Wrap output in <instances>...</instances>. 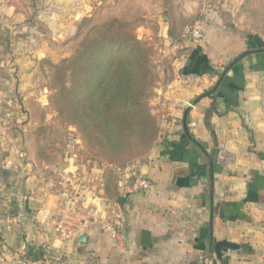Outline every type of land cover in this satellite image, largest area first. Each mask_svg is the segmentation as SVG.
<instances>
[{"label": "crops", "instance_id": "0c3cea01", "mask_svg": "<svg viewBox=\"0 0 264 264\" xmlns=\"http://www.w3.org/2000/svg\"><path fill=\"white\" fill-rule=\"evenodd\" d=\"M47 2L56 8L47 10L48 22L56 31L72 30L73 23L86 15V6L79 0ZM229 44L222 36V63L227 60L226 52L233 50ZM193 54L174 61L172 73L158 75L153 90L158 141L143 162L129 165L117 175L119 197H124L117 227L122 238L112 239L105 228L116 221L110 209L115 201L104 198L103 170L94 161L74 151L65 153L62 184L79 195L72 201L49 200L39 193L36 182L35 166L42 159L28 151L24 185L28 198L13 202L15 217L7 219L6 238L0 231L4 239L0 264H88L79 259L85 252L94 259L89 264H264V156H257L258 152L264 155V53L245 57L216 81L205 73L210 67L208 53L205 57ZM211 95L219 113L211 118L216 146L203 124ZM199 96L202 98L194 103ZM200 148L211 159L214 151L212 201L210 167ZM136 176L147 178L150 188L123 195L121 184ZM79 202L90 209V219L77 213L79 208L72 216L71 204ZM72 225L84 231L77 232ZM61 231L68 232L72 242L80 234H85L87 241L74 248L65 242ZM143 231L152 241L145 251L139 244ZM210 238L230 245L222 249L220 258L213 252L206 260ZM27 245L42 247L55 262L45 256L38 262L24 259Z\"/></svg>", "mask_w": 264, "mask_h": 264}, {"label": "rangeland", "instance_id": "374dc122", "mask_svg": "<svg viewBox=\"0 0 264 264\" xmlns=\"http://www.w3.org/2000/svg\"><path fill=\"white\" fill-rule=\"evenodd\" d=\"M79 1L85 4L86 15L73 23L72 30L69 27V31L63 33L64 28L56 31L48 22L47 10L56 8L47 0H0V23L3 25L0 29V231L4 236L7 219L15 217L13 202L28 198L24 188L28 151L42 159L36 160L39 164L35 166L36 182L40 184L39 193H45L49 200L72 201L79 195L71 186L62 184L65 153L74 151L83 159L96 163L76 129L59 120L53 104L52 66L73 54L76 32L83 19L93 23L111 18L132 22L137 38L153 49L157 77L162 72L172 73L174 61H182V58L199 52L202 57L208 53L210 67L205 73L216 77V81L233 59L246 51L264 48V0ZM171 23L176 25L178 34L169 31ZM195 23L202 33V38L197 41L187 32ZM11 26L20 29L19 32H12ZM222 36L230 42L229 50L231 45L233 48L231 53L226 52L227 60L223 63ZM153 98L154 93L150 101L154 109ZM77 139L79 141L75 142ZM137 162L133 160L129 165ZM99 163H96L98 168L104 170V162L99 160ZM72 177L70 179L74 181L76 176ZM71 206L73 217L78 208L77 213H82L85 219L92 217L88 214L90 209L80 202ZM72 226L77 232L84 231V228ZM2 242L4 239L0 238ZM65 242L74 248L85 245L72 242L71 238ZM44 256L55 262L51 253L45 252ZM91 258L88 252L79 256L80 262L88 264L93 262Z\"/></svg>", "mask_w": 264, "mask_h": 264}, {"label": "trees", "instance_id": "16d2710c", "mask_svg": "<svg viewBox=\"0 0 264 264\" xmlns=\"http://www.w3.org/2000/svg\"><path fill=\"white\" fill-rule=\"evenodd\" d=\"M169 31L178 34L174 23ZM76 38L73 54L52 66L53 104L62 124L76 129L91 158L97 164L104 162V198L116 201L115 170L133 160L143 162L160 135L159 120L150 104L158 81L153 49L137 38L132 22L115 18L98 23L83 19ZM255 50L264 53L262 47ZM211 97L203 124L216 146L211 118L219 113ZM190 140L194 142L192 136ZM211 154L213 160L214 151ZM257 156L264 155L258 152ZM210 242L214 252L218 242L213 238ZM44 253L42 247L27 245L23 258L38 262Z\"/></svg>", "mask_w": 264, "mask_h": 264}, {"label": "built area", "instance_id": "2783aa9c", "mask_svg": "<svg viewBox=\"0 0 264 264\" xmlns=\"http://www.w3.org/2000/svg\"><path fill=\"white\" fill-rule=\"evenodd\" d=\"M187 32L193 38L194 41H197L202 38L201 28L198 23H195L190 29H187ZM120 171H116L118 174ZM121 193L125 194H135V193H143L146 192L150 188V181L143 176H136L131 181H126L120 186ZM111 214L114 216L115 222H109L106 224V230L109 232L110 236L114 240H119L122 237V234L117 229L118 221L121 219L120 208L117 202H113L111 205ZM62 237L64 239H68L69 233L65 231H61Z\"/></svg>", "mask_w": 264, "mask_h": 264}, {"label": "water", "instance_id": "95a60500", "mask_svg": "<svg viewBox=\"0 0 264 264\" xmlns=\"http://www.w3.org/2000/svg\"><path fill=\"white\" fill-rule=\"evenodd\" d=\"M257 52H260V51H258V50L257 51H246V52L242 53L241 55H239L238 57L233 59L228 64L227 68L234 66L235 64L240 62L246 56H248V55H250L252 53H257ZM227 68L224 70V73L227 71ZM219 83L220 82H218L217 85L214 88H212V90L210 91L211 93H213L216 90V87L219 85ZM187 113H188V109H186L184 111L183 118H182V125L184 127V130H186ZM200 150L205 154L204 149L200 148ZM206 157H207L208 164H209V167H210L209 198L212 201V196H213V171H212V165H213V162H212V159H211L210 156L206 155ZM123 203H124V197H118L117 198V204L119 205L120 208L123 207ZM74 241L76 243H86L87 236L85 234H80ZM139 244H140V247L142 248V250H144V251L147 250V249H150L152 247V241H151V238H150V234L148 232H146V231L141 232ZM228 247H230V245L228 243H226V242H218L215 245L214 249H213L214 253L216 254V257L220 258L222 249L228 248ZM208 253H209V256H208V258L206 260H209L211 258V256H212V253H213L212 252L211 242H209Z\"/></svg>", "mask_w": 264, "mask_h": 264}]
</instances>
